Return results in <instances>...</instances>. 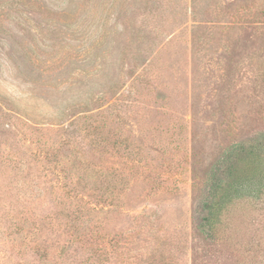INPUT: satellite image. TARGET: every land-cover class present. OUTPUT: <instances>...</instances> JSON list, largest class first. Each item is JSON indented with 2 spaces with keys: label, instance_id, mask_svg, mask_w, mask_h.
<instances>
[{
  "label": "rangeland",
  "instance_id": "1",
  "mask_svg": "<svg viewBox=\"0 0 264 264\" xmlns=\"http://www.w3.org/2000/svg\"><path fill=\"white\" fill-rule=\"evenodd\" d=\"M115 100L134 171L106 230L146 218L153 264H264V0H0V108L47 127Z\"/></svg>",
  "mask_w": 264,
  "mask_h": 264
},
{
  "label": "trees",
  "instance_id": "2",
  "mask_svg": "<svg viewBox=\"0 0 264 264\" xmlns=\"http://www.w3.org/2000/svg\"><path fill=\"white\" fill-rule=\"evenodd\" d=\"M118 102L99 104L94 114L82 105L66 125L47 127L25 113L0 108V117L9 120L6 132L10 125L20 126L0 149V264H153L146 218L138 228L114 233L105 228L109 215L126 210L120 199L123 191L131 190L126 175L134 171L131 166L120 170L114 166L117 161H110L118 158L124 141L116 125L123 117ZM16 112L19 116L12 115ZM126 141L132 144L129 137ZM245 146L257 148L233 143L222 157ZM125 156L140 172L136 164L141 156L131 150ZM216 167L203 201L207 224L213 221L223 189Z\"/></svg>",
  "mask_w": 264,
  "mask_h": 264
}]
</instances>
